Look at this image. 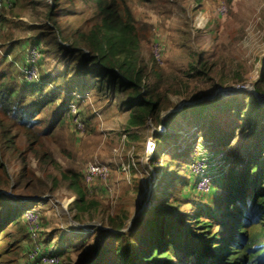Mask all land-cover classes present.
<instances>
[{
    "label": "rangeland",
    "instance_id": "obj_1",
    "mask_svg": "<svg viewBox=\"0 0 264 264\" xmlns=\"http://www.w3.org/2000/svg\"><path fill=\"white\" fill-rule=\"evenodd\" d=\"M6 1L8 5L0 14V60L7 54L5 47L8 44L19 45L11 56L18 57L23 50L25 52L27 47L24 41L30 36L27 27L45 23L42 14L50 3L49 0ZM66 1L60 0L59 8L64 14L59 19L60 24L66 33L71 34L74 29L86 31L95 21L94 10L85 0ZM129 1L138 27H151V43H142L141 46L144 59L151 63L153 43H160L163 48L162 62L155 63L162 73L161 82L168 96L169 108L160 114V119L167 118L175 126V131L169 135L171 139L160 144L161 151L165 152L156 168L149 162V168L140 165L133 171H121L120 162L127 164L129 157L134 158L131 163L137 162L142 157L147 130L144 126H129V109L125 105L127 93L98 95L88 88V79L86 81L81 73L73 72V67L69 68L68 84L58 91L60 97L55 100L54 106L48 107L40 116L42 124L38 133L42 134L60 110L68 109L70 104L76 108L84 131L75 128L70 113L62 124L53 129L50 136L41 137V144L49 150L47 152L61 169H74L83 176L90 163L107 164L110 167V177L105 184L95 181L87 186L83 181L88 196L98 199L101 205L96 211L81 214L77 218L76 210L72 209L75 199L73 194L61 183L52 185V178H45L47 174L58 172H52L51 168L45 169L33 154L28 155V159L35 177L33 180L31 177L26 178L30 191L27 192L23 184L18 185L15 174H19L22 169L19 154L5 151L7 143L2 138L1 129L4 126L0 125V155L6 174V179L0 178V196L4 199L0 215L3 216L10 207L23 209L35 206L40 213V230L35 243L21 221L18 226L8 230L2 239L3 247L5 249L7 244H11L12 248L7 250L2 264H37L30 256L38 243L46 244L48 250L59 256L60 264H86L92 259L91 248L100 243L101 237L97 231L104 234L116 232L107 225L109 217L127 213L129 220L121 230L126 231L131 219L156 205L157 198L165 193L162 178L168 174L167 165L171 168L180 164V170L186 174L183 183L180 181L182 186L177 188L169 201L178 204L174 220H182L190 233L196 234L192 217L200 207L207 211V215L217 216V206L209 207L215 196L195 191L196 178L189 171V164L185 166L184 163L191 160L196 144L206 140V132L210 129L219 132L214 149L231 155V160L234 158V161H239L244 155L243 146L249 145L253 131L248 130L245 124L246 114L243 112L242 117L237 116L230 102H242L245 110L250 100L264 107V93L254 91L264 59V0H202L201 4L194 0H166L155 7L140 5L139 0ZM219 4L227 8L225 16L217 15ZM38 47L41 55L40 74L61 69L66 61L46 59L42 55L44 45L38 43ZM198 54H202V62L206 63L207 72L204 74L192 67ZM8 61L14 60L10 57ZM72 65L76 67L75 62ZM20 84L24 87L23 81ZM237 85L243 89L234 95L219 92ZM69 91L79 101L65 106L63 99L67 98ZM216 94L218 96L214 98ZM210 101L212 103H208ZM193 104L195 106L188 109ZM184 111L185 114L182 113ZM0 119L4 124H13L6 138L15 133L23 134L8 117L1 116ZM233 126H236L232 132L234 140L225 150L223 139L231 140V135L227 133ZM24 143L21 137L15 142L19 148ZM235 147H238L236 151L232 150ZM183 152L188 154L184 155ZM148 180H151L150 184ZM185 184L189 187L183 188ZM212 189L213 185H210V191ZM145 200L150 203V207L142 209ZM208 207L212 210H208ZM218 229L216 226L213 228ZM82 241L84 244L81 246ZM112 245L109 244V247L112 248Z\"/></svg>",
    "mask_w": 264,
    "mask_h": 264
},
{
    "label": "trees",
    "instance_id": "obj_2",
    "mask_svg": "<svg viewBox=\"0 0 264 264\" xmlns=\"http://www.w3.org/2000/svg\"><path fill=\"white\" fill-rule=\"evenodd\" d=\"M49 1L42 14L45 23L27 27L30 36L24 41L25 48L43 44L42 55L46 59L66 61L62 66L64 70L68 72L73 67V72L81 73V77L90 81L88 88L98 95L127 93L125 105L129 109L130 127H145L149 120L154 126H167L173 133L175 126L167 118L160 119V114L169 108L168 96L162 87L161 70L153 59L148 63L141 52L142 43H151V27H138L130 1L85 0L94 10L95 21L86 31L74 29L71 34L66 33L59 22L64 15L59 8L60 0ZM139 1L140 5L155 7L166 0ZM194 1L198 4L202 2ZM16 47L19 45L15 43L6 45L7 54L0 60V118L8 117L23 132L22 135L15 133L6 138L7 131L11 130L13 124H4L0 119V125L4 126L1 128L2 138L7 143L5 151L13 155L19 154L22 169L19 174H15L16 183L29 188L26 178L31 177L33 180L35 176L29 167L28 155L33 154L45 169L51 168L52 172H58L54 174L56 176L47 174L45 178H52V185L61 183L73 194L75 199L72 209L76 210V217L79 218L84 213L90 214L100 207L101 202L88 196L82 174L74 169H61L47 152L49 150L44 149L41 144V137L50 136L53 129L70 115V110H60L42 134L38 133L42 124L40 116L48 107L54 106L55 100L60 97L58 91L66 85V72L63 73L61 69H54V74L41 72L38 83L29 86L23 84L22 87L21 73L12 61H8L11 57L15 62H23L24 50L18 57L11 56ZM201 57L202 54L197 55L192 67L204 74L207 72L206 63L202 62ZM73 62L76 67L72 65ZM254 91L264 93V59ZM78 99L73 92H69L63 101L66 106L68 103L78 102ZM230 105L237 116H243V112L246 114L245 124L253 134L248 147L243 146L244 155L239 161H234V158L231 160V155L226 154L227 168L221 170L212 191L202 194L215 196L209 207L217 206V216L207 215V211L200 207L192 217L196 234H191L182 220H174L178 204L169 201L177 188L182 186L180 183L183 178L186 179V174L180 170V164L171 168L167 165L168 174L162 178L165 193L157 198L156 205L131 219L126 231L121 230L129 220L127 213L109 217L107 225L116 232L104 234L97 231L101 237L100 243L91 248L92 259L86 264H264V107L257 105L254 100L249 101L247 110L243 108L242 102L233 100ZM194 106L193 104L188 109ZM235 128L233 126L227 133L231 135V140L223 139L225 150L234 140L232 132ZM170 134H154L156 149L150 160L153 168H156L165 152L161 151L160 144L166 142ZM218 135L216 130H207L204 142H210L214 147ZM18 137L25 142L22 148L15 144ZM237 148L232 150L236 151ZM181 155L182 153L179 154ZM187 164L189 161L184 163L185 166ZM3 166L0 155V178L6 179ZM188 187L187 184L183 185V188ZM28 188L27 192L30 191ZM217 190L218 194L215 193ZM3 203L4 199L0 196V207ZM209 207L208 210H212ZM22 213L23 209L20 207H10L3 216L0 215V264L8 254L7 250L12 248L11 244H7L4 249L2 239L8 234V230L20 224ZM214 226L219 229L213 230ZM109 244H113L112 248ZM42 245L46 246L44 243ZM110 256L113 257L112 260Z\"/></svg>",
    "mask_w": 264,
    "mask_h": 264
},
{
    "label": "built area",
    "instance_id": "obj_3",
    "mask_svg": "<svg viewBox=\"0 0 264 264\" xmlns=\"http://www.w3.org/2000/svg\"><path fill=\"white\" fill-rule=\"evenodd\" d=\"M8 2L6 0H0V14ZM216 13L219 17L225 16L227 8L223 4H219L216 8ZM152 57L157 63H161L163 59V48L160 43H153L152 45ZM40 50L38 46H33L25 49L24 60L22 63L13 61L19 72L22 75V80L25 85L29 86L40 81ZM243 88L240 86L230 87L224 90H219L220 93H227L228 95H234L241 91ZM219 93V94H220ZM72 122L75 128L81 132L84 131L85 127L77 114L76 108L73 105H69ZM145 129L147 135L145 139V145L142 157L137 162H132L129 157L127 164L120 162L121 171L128 172L137 169V166L145 165L149 168L148 163L152 159V156L156 149V142L154 134L164 135L170 134L171 130L163 124L154 126L149 120L146 122ZM193 133V132H192ZM196 151L194 152L191 160L189 161V171L195 176L196 181L194 183V189L200 194H207L210 191V185L215 184L216 178L220 175L221 170L227 168V155L223 150H215L210 142H202L196 144ZM130 154V152H128ZM128 156V155H127ZM119 167V168H120ZM151 170V169H150ZM137 171V170H136ZM148 174H154L149 173ZM110 177V167L107 164L90 163L86 167L85 173L83 174L84 184L87 186L93 184L95 181L106 183ZM151 180L153 179L150 176ZM151 180L148 184L151 183ZM150 207V203L145 200L141 206L142 209ZM25 227L26 233L30 239L35 243L38 239V233L40 230V213L37 207H24L21 216V223ZM31 260H35L37 264H60L61 259L55 255L52 250H48L47 246L38 243V245L32 250Z\"/></svg>",
    "mask_w": 264,
    "mask_h": 264
},
{
    "label": "crops",
    "instance_id": "obj_4",
    "mask_svg": "<svg viewBox=\"0 0 264 264\" xmlns=\"http://www.w3.org/2000/svg\"><path fill=\"white\" fill-rule=\"evenodd\" d=\"M36 46H38V44H36ZM38 48H39V47H38ZM18 63H22V62H18ZM63 68H64V67L61 66V70L63 71V73L66 72V74H65V83L68 84L69 79L67 80V78H68L69 71L67 72V71L63 70ZM64 71H65V72H64ZM47 72H49V73H51V74H54V73H55V72H53V71H51V70H48ZM52 72H53V73H52ZM69 76H70V75H69ZM69 92H71V91H69Z\"/></svg>",
    "mask_w": 264,
    "mask_h": 264
},
{
    "label": "water",
    "instance_id": "obj_5",
    "mask_svg": "<svg viewBox=\"0 0 264 264\" xmlns=\"http://www.w3.org/2000/svg\"><path fill=\"white\" fill-rule=\"evenodd\" d=\"M217 96H218L217 94H216V95H214V98H215V97H217Z\"/></svg>",
    "mask_w": 264,
    "mask_h": 264
}]
</instances>
